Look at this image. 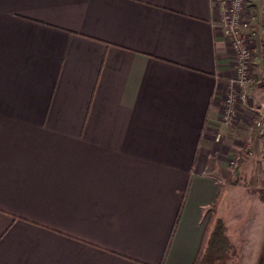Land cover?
<instances>
[{"label": "crops", "instance_id": "0c3cea01", "mask_svg": "<svg viewBox=\"0 0 264 264\" xmlns=\"http://www.w3.org/2000/svg\"><path fill=\"white\" fill-rule=\"evenodd\" d=\"M216 19L212 0H0V264H192L218 193L264 162L250 102L224 120Z\"/></svg>", "mask_w": 264, "mask_h": 264}, {"label": "rangeland", "instance_id": "374dc122", "mask_svg": "<svg viewBox=\"0 0 264 264\" xmlns=\"http://www.w3.org/2000/svg\"><path fill=\"white\" fill-rule=\"evenodd\" d=\"M248 1V7L256 15L257 21L246 31L250 59L248 63L249 72L247 73L248 81L244 89L245 95L241 97V101L243 104L250 102L249 106L253 108L254 116L256 117L254 119L255 123L257 117L260 114H264V47L262 46V36L264 34V0ZM232 54L234 57V68L229 80L232 79L233 85L236 87L238 66L233 51ZM252 88L259 90L257 92L258 97L254 95L256 92L251 93ZM229 89L230 87L227 88L224 94V100ZM258 113L259 116H257ZM255 132L258 134L257 130ZM263 135L264 132L260 134L264 140ZM249 162L253 164L251 159ZM230 166L233 170L232 172L235 174V166ZM242 170L245 171L243 173L240 172L241 178L235 175L229 181L232 183H242L248 187L246 189H238L224 185L222 192H219L220 198L216 207L218 216L225 224L226 235L233 246V253L224 263L264 264V193L251 189L253 185L264 187V162L263 167L249 163ZM254 195L259 197L257 199L259 205H254Z\"/></svg>", "mask_w": 264, "mask_h": 264}, {"label": "built area", "instance_id": "2783aa9c", "mask_svg": "<svg viewBox=\"0 0 264 264\" xmlns=\"http://www.w3.org/2000/svg\"><path fill=\"white\" fill-rule=\"evenodd\" d=\"M219 32L224 36L235 55L238 66L236 87L233 80L228 81V94L224 100V120L230 121L235 112L239 98L244 97L247 85L248 63L250 59L246 41V31L253 26L257 17L248 7V0H212ZM258 134L264 132V114H260L256 121Z\"/></svg>", "mask_w": 264, "mask_h": 264}, {"label": "trees", "instance_id": "16d2710c", "mask_svg": "<svg viewBox=\"0 0 264 264\" xmlns=\"http://www.w3.org/2000/svg\"><path fill=\"white\" fill-rule=\"evenodd\" d=\"M262 46L264 47V44ZM219 198L220 193L211 205V215L206 222L201 245L192 264H225L224 262L233 253V246L226 235L225 224L216 212ZM179 212L180 209L177 212L175 223Z\"/></svg>", "mask_w": 264, "mask_h": 264}, {"label": "water", "instance_id": "95a60500", "mask_svg": "<svg viewBox=\"0 0 264 264\" xmlns=\"http://www.w3.org/2000/svg\"><path fill=\"white\" fill-rule=\"evenodd\" d=\"M262 43L264 44V34L262 36ZM263 83H264V65H263Z\"/></svg>", "mask_w": 264, "mask_h": 264}]
</instances>
